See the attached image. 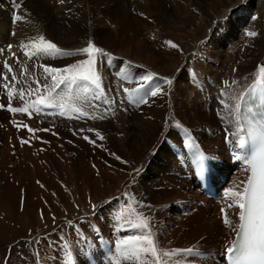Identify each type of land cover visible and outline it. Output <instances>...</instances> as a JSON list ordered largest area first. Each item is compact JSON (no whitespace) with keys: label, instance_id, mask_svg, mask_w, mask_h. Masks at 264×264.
Instances as JSON below:
<instances>
[{"label":"rangeland","instance_id":"1","mask_svg":"<svg viewBox=\"0 0 264 264\" xmlns=\"http://www.w3.org/2000/svg\"><path fill=\"white\" fill-rule=\"evenodd\" d=\"M39 1L41 3L40 5L44 6V8H48L51 26L50 24L47 25L40 15L28 7L26 3L29 2L28 0H23L19 7H12L13 17H11L10 14L8 17L0 1V47L5 42L9 41L12 43L9 44L13 46L11 50L9 51L8 48L7 50L8 54L12 52L15 53V59L9 64L12 65L13 69H16V75L18 72V79H20L22 85H24L20 77L22 66H26L27 72L31 69V72L29 71L25 76L29 83L35 78L39 79L41 84H51L52 81L50 77L45 81L44 76L46 74L39 63H44V65L54 68H64L68 65L76 64L81 60L88 59L86 54L69 55L62 58L41 56L37 58L39 63L33 62L24 55V53L26 50H32L31 42L35 40L36 43H39L38 38L43 35L46 40L52 41L59 48L69 52H76V50L86 47L89 41H92L97 47L104 49L106 53L110 54L111 58L105 57V63L97 61L96 64V71L101 77L102 91H104V95L106 96L108 89L107 73L109 70L118 75H122L126 80V86L140 84L139 82L142 80V77L155 74L149 81H154L156 86H161L163 92L167 93L155 97L150 96L147 99L148 102L142 104L139 110L134 112V114L126 115L123 112H119L114 116L115 118H100L95 116L97 118L90 120V122L93 121L96 127L102 129V134L104 136L103 141L97 139L95 136V131L100 133V130L94 129V132L84 130L83 132L85 133L78 132L79 129H82V126L70 124L69 121L67 122L62 119L57 120V123L51 124H37V121H35V126L38 130L36 135L38 140L36 142L34 140L30 141L27 129L24 127L17 128L13 124V121L20 124H22V122L19 120H11L16 129L20 145V148L16 150V152L19 153L17 159L15 158L16 156H14V149L8 141L9 133L4 129L0 130V250L5 249L8 251V255L0 253V261L4 258L2 255L9 260V258H12L10 256H13V254L16 259H20L21 262L29 261L32 256L37 255L36 253L41 252L42 249L46 247L49 254H53L54 258L56 257L59 260H63L65 263L66 244H70L69 246L72 251L76 253V259L82 261L86 259V256H90L89 252L83 250V248L87 247L92 242V236H90V234L92 233L95 242L98 237L97 229L99 230L100 237H104L105 235L103 227H94L90 220L92 219L94 222L101 220L102 222L99 221L98 225H102L107 217L105 210H108H106L108 214L111 212L114 213L112 206L120 196L122 198V190L129 182L135 183H132L133 187L138 189L136 193L139 194L140 197L143 198L148 194L146 192L147 190L144 189V185H141L146 179H139L136 170L142 167L144 163L146 166L141 169L142 172L140 171L139 174H145L152 160V157L149 155L153 152L151 149L155 143L152 144L154 141L145 137V132L140 134L141 122L137 119L138 115L144 118V121H141H143L145 127H147L145 130L146 133L149 130L155 131L156 129H161L163 123H165L163 121L167 117L170 118L169 126L167 131H165L164 140L154 151L155 154H157L159 148L162 147V149L166 148L168 151L171 150V152L175 154L174 149L176 148L173 139H178V137L184 138V145L187 144L188 141L185 138V132L176 125H182L183 128L189 130L194 138V145L198 142L201 144L202 148L203 145H206L207 148L213 150L214 142H219L221 145L223 135L230 136L231 134L229 133L235 130L232 129L236 123L233 114H230V109L225 108L220 101L224 99L230 106L234 107L235 102L233 94L237 91L236 87L239 84L238 82L242 81L244 78L246 79L249 74L240 67V64L245 65V62L247 63L249 59L246 60V55L241 57L239 59L240 64L234 67V62L238 59L239 55L237 50L233 47L222 59V63L219 66L212 65V68L215 69V72L212 73V71L207 72L205 67H201V70L197 69L196 64L199 63L200 56L204 54L203 51L194 53L195 55L189 58L185 56L188 52L182 51L179 48L172 49L165 45L163 49H156L151 43L155 35H150L149 32L147 33L144 29L147 24L149 25L146 20L147 16L139 13L136 14L131 0H119L118 3L114 1L110 3L106 0L103 2L101 1L102 4L99 2L100 0H98L97 3L99 6L96 2H92V4H94L93 7H91L94 14V21L93 25H91L90 37L84 40L73 39L75 42H71L69 41L70 39H66L68 37L67 32L70 33V28L75 22L83 23V20L80 22L81 20L78 18L77 12L79 9L75 5L79 0H66L65 6L64 4L61 5L57 3L56 0ZM245 1L247 0H230L229 4H227V6L230 7H226L225 5L220 8L221 10H217V16L222 17L224 12H230L236 9ZM166 2L168 1L163 0L165 5H167ZM53 4H55L56 7L53 6ZM170 5L168 7L172 9ZM113 8H115L114 10L118 9L117 13L119 15H127V17L131 18L132 25L137 27L139 31L140 29L143 31H140V34H135L134 37L132 31H126L125 34L118 35L116 28L110 24L109 21L104 20L105 15L112 13L111 11L109 12V10ZM171 13L172 19H174V10H172ZM14 14L20 15L24 19L14 22ZM46 16L48 15L45 14V17ZM138 18H141V21L138 20ZM81 24L80 27L83 26V24ZM10 26L13 33H15V35L12 33L11 39L8 37ZM53 29L56 31V35H54V37H49L48 30L54 32ZM209 35L210 30L207 29L204 32L203 38L207 39ZM196 39L198 41L203 40L201 37H196ZM22 42L28 44L29 48L23 49L21 47ZM147 43H151V49L145 51V45ZM22 55H24L25 61L21 60ZM118 57L124 59L118 61ZM17 59L19 63H17ZM36 64L38 65L37 69L34 67ZM169 77L173 80L172 86L164 83L163 78ZM133 78H135V80H132ZM9 80H11V78H9ZM234 81L237 83L234 84ZM145 82L147 81L143 83ZM15 87L19 88V85H15ZM169 92H171L172 99L170 98ZM181 93L185 94V98L183 99L182 97L185 104L183 105L182 103V106H180L182 111L177 110V112H175V108H171L173 104L175 107L178 106V104L174 102V99ZM221 94H223V96ZM180 96L181 95H179V98ZM188 98L190 101H188ZM16 101L19 105L21 104V101L18 99H16ZM189 111H192L193 114ZM172 112L174 115L171 114ZM0 113L1 116L2 114L4 116L7 115V117L13 116L10 112L0 111ZM185 113H188L187 116L190 120H198L199 122L196 121L197 123L194 126L185 124L181 117H179V115L183 117ZM220 121H223V123ZM90 122L85 124L89 125ZM67 125L75 126L71 129L74 133L78 132L80 138L87 135L90 139L96 140V144L93 145L79 138L81 145L79 147H74L67 143L68 141L65 142L66 140L64 141L63 138L53 134V129L57 127L58 130L64 133L65 138L67 137L66 139L70 140L71 134L67 131ZM219 126H221L220 130ZM44 129H48V131H44ZM230 129H232L231 132L228 134L225 133L226 130L230 131ZM44 134L50 140L48 144L41 140ZM22 139H27L30 142L28 144H22ZM159 140L160 137L157 142ZM169 144L170 146L168 147ZM39 145H42L43 148L48 147L49 150L44 151L42 147H40L41 149L39 148ZM139 148L145 151L143 153L144 155L138 154ZM205 151L207 150L204 149L203 152ZM111 153L119 155L121 160L127 161V163H121V161L115 160ZM92 164L95 165V167H93ZM172 171L169 170V172L164 175L168 178V183L161 185L163 189H165V187L169 189L171 179L175 175H173ZM164 173H166V171ZM176 188H179V184L176 185ZM139 189L141 190L139 191ZM107 196L111 198H108L109 202L105 205V198ZM121 198L119 201H121ZM96 204L97 207L95 213H93L92 205ZM41 213H43V219H41ZM184 213V215H181L185 218L191 215L189 212L187 214V211ZM178 214H180V212H178ZM53 216L55 217L54 221ZM69 222H71L72 226L69 225ZM166 222H168L167 219ZM63 224L65 225L64 229H62ZM89 225H92L94 228ZM78 226L82 228L81 230L84 236H78L79 238H76L75 227ZM89 227L92 230H90ZM50 229L52 230L50 231ZM89 232L91 233L88 234ZM36 239L40 240L38 245L35 244ZM26 241L31 242L26 243ZM59 246H61L60 250H58ZM12 251L13 254L11 255ZM8 264L11 263L8 261Z\"/></svg>","mask_w":264,"mask_h":264},{"label":"bare ground","instance_id":"2","mask_svg":"<svg viewBox=\"0 0 264 264\" xmlns=\"http://www.w3.org/2000/svg\"><path fill=\"white\" fill-rule=\"evenodd\" d=\"M28 1L29 2H26L28 7L31 8L32 11H35L38 15H40L47 25L50 24L51 26L52 24L49 21L50 13L48 11V8H44V6L40 5L41 3L39 0L37 1L28 0ZM101 1L103 2L106 0H100L99 2ZM107 1L110 3H112L113 1L118 3L119 0H107ZM166 1H168L166 2L167 5L163 3V0H135V1L131 0L133 7L136 10V14L143 13L144 16H147L146 20L148 21L149 25L147 24L146 28L144 29L147 33L149 32L150 35L151 34L155 35L152 38V42H151L153 46L156 49L157 48L163 49L165 46L163 42L165 40H171L179 45V49L188 52L187 55L185 56H188L189 58L195 55L194 53L203 51L204 54L200 56L199 63L196 64L197 69H200L201 67L203 68L205 67L207 72L212 71V73L215 72V69L212 68V65L219 66L222 63L221 62L222 59L225 57L227 53L230 52V50H232L233 47L237 50V53L239 55L238 59L234 62V67H237L238 64H240L239 59L246 55L247 56L246 60L248 59L249 60L247 63L245 62V65L240 64V67L246 70L249 74L247 73L248 74L247 78L246 79L244 78L245 80L244 79L242 80L244 82L240 81L238 82L239 83L238 86L235 85L237 86L236 87L237 91L235 94H233L234 96L233 98H234V102L236 103L241 90L251 81L257 80L256 77L258 76V71H259L258 66L264 65V61H263L264 59V0H247L243 2L241 5H239L236 9H233L230 12H224L222 17L217 16V10H221L220 8H222L225 5L226 7H230L227 6L230 0H166ZM92 2L97 3L98 0L96 1L79 0L77 4L75 3V5L79 9L78 12L76 11L78 18L81 20L80 22H82L83 20L82 23L83 26L80 27L81 23L75 22L73 26L70 28V33L67 32V36H68L66 38L67 40L70 39L69 41L75 42L73 41V39L84 40L90 37L91 25H93V21H94L93 18L94 14L91 9V7H93L94 4H92ZM169 5L172 7V9L168 7ZM53 6H55V4H53ZM114 9L115 8L109 10V12L111 11L112 13H108V14L106 13L107 15H105L104 20L109 21L110 24H112L116 28L118 35H123L125 34L126 31H130V32L132 31V35L134 37L135 34L137 33L140 34V31H143L142 29H140L139 31L137 27L132 25L131 18L127 17V15H119L117 13L118 9L117 10ZM172 10H174L175 13L174 19H172V13H171ZM45 14H47L48 16L45 17ZM138 20L141 21V18H138ZM207 29L210 30V35L207 39H204L203 35ZM48 31H49V37L50 36L54 37V35H56L55 30L54 32L51 30ZM249 31H255L257 33V36L255 37L247 36V32ZM196 37H201L203 40L198 41ZM151 43H147L145 45V51L151 49L150 47ZM170 93L171 92H169V94ZM179 95H181L180 98ZM179 95L178 97L176 96L177 98L174 99V102L178 104V106L175 107V105L173 104L171 108V109L175 108L174 109L175 112H177V110L182 111L180 106H182V103L183 105L185 104L183 102V99L185 98L184 97L185 94L181 93ZM170 98L172 99L171 94H170ZM188 101H190V99ZM190 113L193 114L192 111ZM171 114L174 115L173 112ZM187 114L188 113L183 114L184 115L183 117L182 115H179V117H181L182 121L185 122V124H188L190 126L196 125L197 123L196 121L198 120L195 121L190 120ZM233 118L235 121L234 114H233ZM137 119L141 122L140 134L142 132H145L146 134L145 137H147V139L151 141H154L152 144L155 143L152 149L150 148L151 151H153L149 155L152 157V160L149 163V167L147 166L148 168L146 169L145 174L143 173L139 174L141 169L146 166L144 163L142 167L138 168L139 172H137L139 179H146L145 182L143 181L141 183V185H144V189L147 190L146 192L148 194H146L145 197L143 198L140 197V195L136 193L138 189L133 187V184L135 183L129 182L125 185V188L122 190V198L120 196L121 201H119L120 199L119 198L112 206V210L114 213L111 212L110 214H108L106 212L107 210L106 209L105 214L107 217L105 218V221L102 225H98V222L101 220L94 222L91 219L90 222L94 227L96 226L103 227L105 232L104 238L106 239L111 238L109 234H111L112 231V234L120 233V237H119L120 239L132 233L129 231H117L115 217L118 214H121L123 219L121 221L120 226L122 228H128L129 224L126 223L125 221L130 220L133 223H135L137 221L136 213L139 212L142 213L144 216L150 217L153 231L156 234V239L161 247L165 249H186L189 247L197 246L201 250L202 254L196 257L195 259H192L190 257H183V258L177 257L176 259L178 260L179 264H189V262L190 264H216V259L219 256L220 242L222 238L230 237L229 227L227 226V228H222L220 220L217 219L216 209L211 205L207 204L204 201V198L196 194L193 189L185 187V184L187 183L189 186L191 185V182H189L187 178L178 179V177L175 176L173 173L174 177L171 179L169 189H167L166 187L165 189H163V187H161V185L168 183V178L164 175L167 174L169 170L170 171L176 170L180 174L184 173L182 169V165L176 164L178 157L183 158L186 156V151L184 149L186 144L184 145V138L178 137V139L177 138L173 139V142H175L176 149H174V152L176 155L173 154L171 150L168 151L166 148L162 149L163 147L159 148V152L155 154L154 151L156 150V148H158V145L164 140L165 131H167V128L169 126L170 118L167 117L163 121L165 123H163L161 129H156L155 131L149 130L147 133L145 131L147 127H145V123L143 122L144 118L138 115ZM232 129L235 130L232 133H229L231 132ZM232 129H230V131L226 130L227 131L226 133L231 134L230 137L237 138V136H234L233 133H237L238 125L235 123V126ZM159 137L160 140L157 142ZM225 137L227 136H223L221 145L219 144V142H214L215 144L213 146V150L207 148L206 145H203V148L207 150L203 152L204 149L202 148L201 144L196 142V144L194 145L195 149H197L200 153L205 154L209 165L218 172H225L228 170L227 167L222 164L220 159L221 154H224V149L222 146ZM169 146L170 144L168 145V147ZM171 149L173 151L172 147ZM218 150L221 152H219ZM144 152H145L144 150H140L139 148L138 154L142 155ZM165 171L166 173H164ZM230 172H231L230 182L228 184V189L236 188V186L240 183L241 180H245L247 173L245 171V167H239L236 170ZM178 184L180 186L179 188H176V185ZM140 190L141 189H139V191ZM109 197L110 196H107L105 198L106 201L105 205L107 202H109L108 201ZM233 202H234L233 198L229 196V202L225 206V208L229 210L231 215L235 216L237 209L235 207L233 208L228 207V205ZM177 209L179 211H184V212L187 211V214L189 212L191 215L185 218L181 215V212L180 214L176 212ZM166 219L168 222H166ZM62 226L63 228L62 227L61 228L64 229L65 225L63 224ZM78 228L82 229L80 226H78ZM51 230L52 229H50V231ZM90 230L92 229L90 228ZM85 233L87 234L86 231ZM90 233L91 232H89L88 234ZM75 235L76 238H79L77 233H75ZM82 236H84V233L82 234ZM90 236H92V242L87 247L83 248V250H86L87 252L90 253V256H86V259L87 258L89 259L94 255V251L97 246V243L95 242L92 233L90 234ZM60 249L61 246L58 247V250ZM0 253H3V255L4 254L8 255V251L5 249L0 250ZM12 254L13 251L11 252V255ZM3 255L2 257L4 258L0 261V264H8V261L11 264H60V263L65 264L63 260H59L56 257L54 258L53 254H49L46 247L42 249V251L39 252L37 255H34L32 257L30 256L31 259L29 261H24V262L23 261L21 262L20 259H16L14 254L13 256H10L12 258L11 259L9 258V260H7L8 258H6Z\"/></svg>","mask_w":264,"mask_h":264},{"label":"snow or ice","instance_id":"3","mask_svg":"<svg viewBox=\"0 0 264 264\" xmlns=\"http://www.w3.org/2000/svg\"><path fill=\"white\" fill-rule=\"evenodd\" d=\"M56 2L63 5L66 3V0H56ZM23 19L20 15L14 16V22ZM247 36L255 37L257 33L255 31H249L247 32ZM38 39L39 43L33 40L31 42L32 50H26L24 53L29 59L33 57L39 58L41 56L62 58L64 56L79 54H86L88 59L81 60L76 64L68 65L64 68L41 65L40 67L43 68L46 74L44 76L45 81L50 77L52 83L41 84L39 79L33 78L30 83L28 80H25L24 85L19 88L15 87V84L20 83V81H18L12 65L4 61V70L0 71V89L6 91L8 102L7 106L0 103V109L6 107L7 111L12 114H27L29 117L33 113L47 115L48 109H57L58 113L56 114L74 119L89 117V112L84 110L83 106L67 103L66 100H80L79 93L88 92L89 86L97 90L95 99L99 100L101 98L102 82L100 74L96 71V64L97 61L105 63V57L111 58L110 54L106 53L104 49L97 47L92 41H89L86 47L78 49L76 52H69L59 48L52 41L46 40L43 35ZM163 43L173 49L179 48V45L171 40H165ZM7 47L10 51L13 46L8 45ZM21 47L28 49L29 45L22 42ZM0 51H3V49H0ZM13 56H15V53H13ZM17 63H19L18 59ZM258 69V76L256 77L257 84L264 88V65L258 66ZM9 73H11V80H9ZM21 75H27L26 66H22ZM154 75L142 77V80L139 82L140 87L135 91H140L141 88H144L143 82L151 80ZM163 80L167 85H173L172 79L163 78ZM233 83L235 84L237 82L234 81ZM62 85L64 86L63 89H61ZM73 88L77 91L75 97L71 96ZM57 89L64 91L65 95H60ZM124 92L129 93V89L125 88ZM160 94L167 93H164L162 87L159 85L146 92V95L152 97ZM221 95L223 96V94ZM33 97L35 98L33 99ZM16 99L22 102V106H13V100ZM84 99L86 100L87 98L85 97ZM147 102L145 98L139 100V103L146 104ZM220 102L225 108L230 109V114H234L235 122L238 125L237 133H233L234 136H237V139L234 141L238 149L235 158L242 161L245 164V171L250 173L245 180L240 181L236 188H229L227 190V195L232 197L234 201L228 207H235L237 209L238 224L233 225L227 212L222 209L224 213L223 223L235 233V239L225 247L224 255L229 264H264V92L258 98L257 86L254 85L237 99L234 108L224 99H221ZM110 103H114V101L105 100V104ZM91 107L98 108L99 105L92 104ZM104 111L107 113L110 111V108L106 107ZM91 118L95 119L97 117L92 116ZM13 124L17 128H27L29 133L34 134L38 131L16 121H13ZM176 126L185 132V138L188 141L186 147L193 148L194 138L189 130L183 128L182 125ZM44 131H48V129H44ZM83 131L84 129L78 130V132ZM88 131L94 132L95 130L89 128ZM95 136L101 141L104 140V136L98 131H95ZM82 138L93 145L96 144V140L90 139L87 135ZM29 142L27 139L21 140L22 144H28ZM111 155L115 160L121 161V163H127V161H122L119 155L115 153H111ZM197 160L201 171H203L206 160L205 154L198 153ZM136 172H139V169ZM96 207V205H92L93 213H95ZM136 216L137 221L135 223L130 220L125 221L129 224L128 228H122L120 226L123 219L121 214L115 217L116 230L129 231L132 234L115 241V250L109 256L108 264H179L176 259L177 257H190L195 259L202 254L197 246L186 249H165L161 247L153 231L150 217L144 216L139 212L136 213ZM41 219H43V213H41ZM54 220L55 217L53 216ZM69 225L72 226L71 222H69ZM75 231L78 236H82L81 229L75 227ZM96 231L99 236V230L97 229ZM30 242L26 241V243ZM39 243L40 240L36 239L35 244L38 245ZM65 248V264H76V253L67 244Z\"/></svg>","mask_w":264,"mask_h":264}]
</instances>
